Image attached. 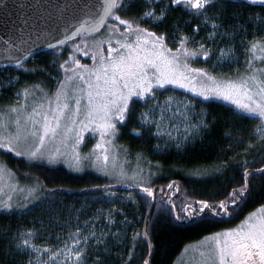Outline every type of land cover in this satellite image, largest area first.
Returning a JSON list of instances; mask_svg holds the SVG:
<instances>
[{
    "label": "trees",
    "instance_id": "trees-1",
    "mask_svg": "<svg viewBox=\"0 0 264 264\" xmlns=\"http://www.w3.org/2000/svg\"><path fill=\"white\" fill-rule=\"evenodd\" d=\"M134 10L140 11L139 7ZM232 11L231 8L228 9L226 26L247 21L244 28L235 33L239 45L246 46L248 41L254 39L264 40V7L255 5L238 8L236 11L241 17L239 20L233 19ZM118 14L127 19L132 18L125 13ZM213 14L214 11L209 12V16ZM196 22V18L178 9L170 13L167 23L162 26L143 22L141 26L158 34L164 31L166 44L176 51L177 35H192ZM111 23L112 20L109 19L106 25ZM103 31L104 28L97 35ZM209 32L211 23L208 26L201 24L195 39H204ZM89 38L93 37L80 38L74 42ZM216 39V45L205 40L210 48L215 45L209 60L205 61L197 56L193 60L189 58V62L194 68L205 69L214 76L226 73L220 75L233 79L235 71L241 70L240 66L246 58L245 52L243 58L240 57L242 63L238 67L226 63L214 69L215 54L222 44L219 36ZM66 46L39 53L21 64L22 67L0 68V109L18 104L13 96L35 83L51 91L53 82L60 76V65L64 59L59 58L57 51L64 50ZM188 47L192 49L195 46ZM12 79H18L17 83L7 84ZM196 101L200 105L198 110L204 114L202 119L210 127L187 144L168 151L161 148L155 150V140L148 132L136 136L132 129H142L135 120H130L127 126L118 125L119 132L114 137V145L118 148V158L124 162V169L118 171H123V176L120 173L100 175L91 171L75 173L62 166L49 167L37 163L27 170L24 168L25 159L0 150L1 160L6 161L21 179H33L42 192L40 200L23 211L13 209L14 207L10 211L0 208V264H8L10 259L5 255L8 239L3 238L10 235L4 231L8 227L13 231L32 229L37 234L55 228L58 232H50L55 237L66 233L63 230L66 226L75 229L81 225L88 231L107 234L104 237L106 247L101 245L97 249L94 240L89 242L90 252L86 264H95L94 254L97 251L103 253L102 264H142L145 259L149 264H176L188 246L242 221L262 207L264 177L259 173L250 178V195H245L242 200L238 199V207L231 205L229 201L232 190L239 188L243 182L245 166L250 171L264 168V140L254 136L260 121L253 118L242 119L241 114L223 102L200 98H196ZM141 110L136 105L137 114ZM249 144L252 145L251 148L248 147ZM133 165L134 171L138 169L135 174L139 179L133 176ZM143 169L151 172L150 178L149 175L144 176L146 173ZM169 184L174 186L170 189ZM144 187L157 190L152 196H148L142 190ZM201 200L211 204L226 201L229 203V213L213 216L206 211L195 218H185L193 217L188 206L198 208L197 202ZM177 216L181 219L177 220ZM144 231L149 233L151 250L143 239L133 243L135 233ZM15 259L26 261L27 256L19 254Z\"/></svg>",
    "mask_w": 264,
    "mask_h": 264
},
{
    "label": "snow or ice",
    "instance_id": "snow-or-ice-1",
    "mask_svg": "<svg viewBox=\"0 0 264 264\" xmlns=\"http://www.w3.org/2000/svg\"><path fill=\"white\" fill-rule=\"evenodd\" d=\"M255 5H264V0H93V3H88L85 0L83 8L87 10L89 16L94 18L93 28L99 31L106 26L110 37L119 35L123 42L121 39H117L115 43L118 47L113 48L111 39L100 41L97 46L98 49L102 52L103 45L107 44L108 55H100L99 67L94 70L81 65L79 60L75 59L72 62L76 68L81 70L79 73H76L75 69L66 67L67 61L60 65L65 72L73 71L78 79L87 85V91L85 93L79 85L74 86V91L81 93V95L74 97L75 109L71 115L68 112V100L71 93L63 83L56 93L54 108L52 107L53 102L49 101L48 114H41L37 113L35 109L32 110L36 115L42 116L43 123L40 129L31 133L32 136L37 137L39 144L34 150L29 149L27 155L33 159L42 157V146L45 138L50 134L52 136L57 134L62 120H71L73 127L66 128L67 132L74 131L75 126L79 125L77 143L83 140L81 133L89 125L98 127L102 137H115L119 132L118 125L127 126L130 120H135L137 126L142 129V131H137L136 128L132 129L136 136H142L151 131L149 127L151 125L155 126V135H164L161 132L164 121L173 119L177 113L181 116L184 115L180 112L178 105L172 117L167 115L173 107L171 97L163 105L158 102L152 103L156 101V89L164 88L165 85H176L179 88L196 91L197 95L204 97L205 100L210 98L206 93H211L212 96L230 101L239 110L242 119L253 118L260 121L254 136L264 140V42L255 39L247 42V46L244 48L247 68L245 74L235 81H217L215 77L208 75L201 69L190 68L187 62L189 58L197 56H201L205 61L211 58L213 51L206 45L205 40H210L215 44L217 36L221 38L233 36L238 29L244 28L247 21L225 25L229 8L233 10V19L239 20L241 17L236 11L238 8ZM136 7H139V12L134 10ZM178 9H182L188 15L196 18L197 22L192 28V35H177L178 46L174 53L172 49L167 47L164 31L158 34L142 27L141 23L162 26L167 23L170 13ZM210 11H214L212 16H209ZM118 13L131 15L132 18H124ZM109 19L112 20V23L106 25V21ZM87 23V20L84 21L81 24V29H84V24ZM209 23H211V32L204 39L196 40L195 36L199 33L201 24L208 26ZM189 45L195 47L190 49ZM49 47H53V45L50 44ZM84 47L87 48L88 45L85 44ZM76 50L80 51L81 46L77 45ZM234 52L235 49L232 46L219 48V57L223 59L234 55ZM83 55L89 56L90 54L88 51H84ZM92 59L95 61L96 56L93 55ZM257 62L260 66H257ZM18 66L22 67V65ZM85 73H88L87 78ZM197 76L204 77L207 82L212 84V87L207 88L202 85V90L197 91L195 86ZM92 77L95 78L94 83ZM67 79L72 81L74 78L68 77ZM27 94L28 90L25 89V97ZM84 95L87 97L86 106L83 119H79ZM140 101L144 102L145 107L137 114L136 105ZM157 110H159V119H157ZM12 111H16V109H12ZM29 120H32L31 114ZM16 124L19 126L20 121L17 120ZM209 127L203 119L196 124H190L185 129V139L189 138L188 133L195 134ZM167 135L171 138V132H168ZM22 139H26V137L17 131L6 142H0V149L9 152L15 151V155L23 156L24 151L15 150ZM177 146L179 147V144ZM97 147L101 146L97 144ZM248 147L251 148L252 145L249 144ZM58 151L49 154V163L55 161ZM97 159L100 158L97 157ZM108 159V155L105 154L103 156L104 162L107 163ZM256 173L264 177V168L250 171L245 166L243 182L239 188H234L229 196L231 205L238 207V199L242 200L245 195H250V178ZM120 175H124L123 171L120 172ZM173 186L174 184H169L168 188L171 189ZM142 190L148 196L153 195L150 187H144ZM109 194L114 195V193ZM197 203L198 208L188 206L193 217L186 216L185 218L192 219L206 211L213 216L229 213V203L223 200L218 204H211L204 200ZM12 207L10 202H0V208L11 210ZM176 219L180 220L181 217L177 216ZM109 220L111 221V213H109ZM4 231L10 234L8 237H3L8 239L5 250V255L10 257L8 264H61L59 260L61 256L64 257V261H72V264H84L90 252L89 240H94L97 247L101 245L106 247L104 237L107 234H98L94 230H89L85 234L80 227H77L74 233L69 234L70 243L65 241L64 247L58 249L42 247L34 243L33 238L37 235L35 230L21 231L17 229L13 231L11 227H8ZM148 237V231L135 233L133 243L135 244L138 239H143L151 250L152 245ZM211 240L209 259L212 264H264V215L250 217L245 226L235 231L217 234ZM33 253L40 255L33 256ZM19 254L26 255L27 260L17 261L15 257ZM45 255L47 258L42 259L41 257ZM94 256L95 264H102V251H97ZM129 259H131V255H129ZM142 264H149V261L145 259Z\"/></svg>",
    "mask_w": 264,
    "mask_h": 264
},
{
    "label": "rangeland",
    "instance_id": "rangeland-1",
    "mask_svg": "<svg viewBox=\"0 0 264 264\" xmlns=\"http://www.w3.org/2000/svg\"><path fill=\"white\" fill-rule=\"evenodd\" d=\"M257 20L259 21L260 19ZM236 36V34L233 36H226L224 38H221L219 36V38L222 39V44L219 45V48H226L228 46H232L234 47L235 52L234 55H230L228 57L220 59L218 48L217 53L215 54L216 64L213 65L214 69H217L218 65H224L226 63L231 65H237V67L239 66V63H242L241 58H243L245 45H239ZM92 37L93 38H89L84 41L70 43L69 45H67L68 47H65L64 50H61L60 52L57 51V55L59 56V58H64L62 59V64H65V62L67 61V64L65 66L70 69H75V72L79 73L81 70L76 68V65L72 62L75 59L79 60L81 65H85L88 69L94 70L99 67L100 55H108L107 44L103 45L102 52L98 49L97 46L100 41L111 39L113 48L118 47V45L115 43L117 39H121V42H123L122 38L119 37V35H113L110 37L108 28L106 26L104 27V31L101 32V34H96ZM215 40L217 41L216 38ZM258 41L264 42V40ZM209 42L213 44L212 41L209 40ZM85 44L88 45L87 48L84 47ZM77 45L81 46L80 51L76 50ZM209 45L210 44H208V46ZM167 47L170 48L168 45ZM84 51H88L90 55L84 56ZM173 52L175 53L176 51ZM93 55L96 56L95 61L92 59ZM190 59L193 60L194 58ZM245 61L246 58L243 64H241L240 66L241 70L235 71V75H232L233 79L220 75L226 73H220L215 76L209 74L208 72L207 73L208 75L215 77L217 81H235L245 74L247 68ZM187 62L190 68H194L189 62V59ZM257 66H260L259 62H257ZM223 69H225V67H223ZM201 70L206 72L205 69L201 68ZM85 76L87 78L88 73H85ZM68 77H73L74 79L72 81H69L67 79ZM196 80L197 83L195 86L197 91L202 90V85L203 87L207 88L212 87V84L210 82H207L204 77L197 76ZM17 81L18 79H12L10 81L8 80L7 84L12 82L13 84H16ZM92 82H95L94 77H92ZM62 83L71 93L70 98L68 100V112L69 115H71V113L75 109L74 97L81 95V93L74 91V86L79 85L81 88L84 89V92L86 93L87 85L83 84V82L78 79V76H76L73 71L70 70L68 72H65L64 69L60 67V76L53 82V88L51 89V91L44 87L41 88L40 85L35 83V85L33 86L25 87L28 90V94L26 97L24 95V90L17 92V94L13 96V98L18 101V104L0 109V142H6L7 139L11 136H14L17 131H20L22 136L26 137V139H22L20 144L15 147V150L24 151L25 154L23 156H17L15 155V151H12L10 153H12L16 157L25 159L26 163L24 164V168H26L27 170L31 166H33L32 164L36 165L37 163L49 167L62 166L75 173L91 171L100 175L119 174L120 172L118 171L124 169V162L118 158L119 152L118 148L114 145V137H102L100 134V129L98 127L89 125V127L83 130V132L81 133V135L83 136V140L77 143V132L79 131V125L75 126V130L72 132L66 131V128L73 127L70 119L61 121V127L57 130V134L55 136H52L50 134L45 138L42 146V157L33 159L27 155L29 149L34 150L35 147L39 144L37 137L32 136L31 133L36 131L37 129H40L43 123L42 116L36 115L35 113H33L32 110L35 109L37 113L48 114L49 101L53 102L52 107L54 108L55 96L58 89L61 88ZM206 95L210 97L208 100L223 102V104L228 105L239 113V110L230 101H225L222 98L212 96L211 93H206ZM169 97L172 98L171 103L173 107L168 111L167 115L169 117H172L173 112L176 111L177 105L179 106L180 112H182L184 115L181 116L179 113H177V115L173 119H166L164 121L163 127L161 128V132L164 133V135L162 136H157L154 134L156 131L154 125L149 126L151 128V131H148V133L155 140V150L161 148L164 151H168L172 148L178 147V144L179 146L185 145L191 140L201 135L202 131L204 130L202 129L195 134H192L190 132L188 133L189 138L185 139L186 127H188V125L190 124H196L202 118L204 119V114L198 110L200 105L196 101V98L205 100L204 97L197 95L196 91H189L187 88H179L176 85H165L164 88L156 89V101H153L152 103L158 102L159 104L163 105L165 101L169 99ZM86 100L87 97L86 95H84V98L81 103V116L79 117V119H83V112L86 106ZM62 102L64 101L62 100ZM137 106L141 107L142 110H144L145 106L143 101L138 102ZM148 107H151V105H148ZM12 109H16V111H12ZM30 114L32 115V120H29ZM185 117L187 118L185 119ZM157 119H159V110H157ZM17 120L20 121L19 126L16 124ZM168 132H171V138L167 135ZM97 144H99L101 147H97ZM0 150L4 152H9L5 149ZM57 150L59 151L56 155L55 161L49 163V154L56 153ZM105 154L109 157L107 163H105L103 160V156ZM97 157H99L100 159H97ZM133 167L134 165L132 166L133 176L135 179H139L138 175L136 176L135 174L138 169L134 171ZM143 171L146 173L144 174V176L148 177L149 175L150 178L151 172L146 171L144 169ZM33 181L34 180H31V178L29 177L21 179L15 172L10 169L8 163L6 161L1 160L0 158V202H10L14 207H12L13 209H22L19 211L25 210L26 208H28V206L37 202L41 198V188L38 185H35ZM154 190L156 191L157 188H153V193H155ZM258 215H264V205L259 209L255 210L253 213L249 214V216L244 217L242 221L234 223L233 225H230L228 227L222 228L219 231H216L213 234L206 236L202 240L188 246L182 252L176 264H212L211 260L209 259V247L210 245H212L211 238L217 234H224L227 232L235 231L240 227L245 226L246 223L249 221L250 217ZM77 227H82V225L76 226L75 229L66 226V228H63V230H66L67 234L63 233L62 235H57L55 237H52L50 232L58 231L55 230V228H51L50 230L44 231V233H42L43 235L37 234L33 238V242L41 245L42 247H50L54 249L63 248L65 241H68L70 243L69 234L74 233ZM81 230L84 231L85 234L88 233V229L85 226L82 227ZM114 237H116V232H114ZM90 241L91 240H89V242ZM96 248L99 249V247L97 246ZM36 255L40 254L33 253V256ZM41 258L46 259L47 256L45 255ZM59 260L61 264H72V261H64L63 256H61ZM84 264H86V261L84 262Z\"/></svg>",
    "mask_w": 264,
    "mask_h": 264
},
{
    "label": "water",
    "instance_id": "water-1",
    "mask_svg": "<svg viewBox=\"0 0 264 264\" xmlns=\"http://www.w3.org/2000/svg\"><path fill=\"white\" fill-rule=\"evenodd\" d=\"M84 4L85 0H0V68L21 65L39 53L96 35L103 27L93 28L94 18ZM86 20V30L81 29Z\"/></svg>",
    "mask_w": 264,
    "mask_h": 264
}]
</instances>
